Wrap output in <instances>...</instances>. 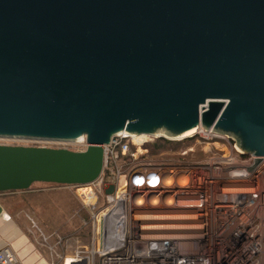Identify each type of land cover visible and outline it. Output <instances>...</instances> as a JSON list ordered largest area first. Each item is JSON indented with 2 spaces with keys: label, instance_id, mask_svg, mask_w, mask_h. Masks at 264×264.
<instances>
[{
  "label": "water",
  "instance_id": "1",
  "mask_svg": "<svg viewBox=\"0 0 264 264\" xmlns=\"http://www.w3.org/2000/svg\"><path fill=\"white\" fill-rule=\"evenodd\" d=\"M204 126L264 156V0H0V192L85 185L118 132Z\"/></svg>",
  "mask_w": 264,
  "mask_h": 264
},
{
  "label": "built area",
  "instance_id": "2",
  "mask_svg": "<svg viewBox=\"0 0 264 264\" xmlns=\"http://www.w3.org/2000/svg\"><path fill=\"white\" fill-rule=\"evenodd\" d=\"M196 137L225 141L222 146L227 143L231 150L212 151L206 142L212 152L203 160L180 158L184 149L179 148L172 149L176 157L143 160L147 144L156 139L193 144ZM32 142L78 151L89 145L86 137ZM192 144L182 155L194 149ZM102 146L99 178L91 184L66 185L80 187L79 199L90 206L91 245L75 254H58L60 264H264V156L244 153L233 136L202 125L191 134L173 136L122 131ZM147 214L189 215L160 220L188 228H143L147 223L140 217ZM18 263L12 247L0 249V264Z\"/></svg>",
  "mask_w": 264,
  "mask_h": 264
},
{
  "label": "rangeland",
  "instance_id": "3",
  "mask_svg": "<svg viewBox=\"0 0 264 264\" xmlns=\"http://www.w3.org/2000/svg\"><path fill=\"white\" fill-rule=\"evenodd\" d=\"M159 134H164V131H157ZM222 139V138H221ZM236 139V138H235ZM157 140V139H156ZM224 140V139H223ZM156 141H152L147 144L146 150L143 151V160L148 163H156L161 159H166L168 157H176L173 153L174 148L184 149L180 151V158L194 156V160H203L206 155L211 154L216 147L220 148L224 153H229L231 148L225 143L222 146L221 142H211L201 140L199 137L195 138V142L187 141L185 144L182 142H175L167 145L162 149H158L154 144ZM209 143L211 150L207 149L205 143ZM0 143L4 144H16V145H32V139L29 138H10V137H0ZM190 144L193 145L194 149L189 151L186 155H182L186 151ZM177 145V146H176ZM187 145V146H186ZM172 146V147H171ZM175 146V147H173ZM217 149V148H216ZM144 154V155H143ZM173 154V155H172ZM50 189H68L69 194L64 195L62 198L58 196H53L52 198L42 197L36 198L40 199V206H37L36 212L41 217L40 220H34V214L29 213L28 196L33 195V193L44 192V190ZM80 187H70L66 185H59L54 183L36 182L30 189L23 191H16L15 193L21 194L23 200L21 201L22 214L27 215L29 221L28 235L36 244L37 248L45 253L51 254L53 257L58 258V254L65 253L66 251L75 254L76 250L79 248L90 247L93 237V222L91 216L90 206H86L84 201L79 199L78 190ZM105 186H103V191ZM101 201L103 200V195L101 194ZM60 199H64L62 203H66V206H61ZM33 201V200H32ZM55 203V211L51 212L49 205ZM102 206H100L101 208ZM20 264V262L18 263Z\"/></svg>",
  "mask_w": 264,
  "mask_h": 264
},
{
  "label": "crops",
  "instance_id": "4",
  "mask_svg": "<svg viewBox=\"0 0 264 264\" xmlns=\"http://www.w3.org/2000/svg\"><path fill=\"white\" fill-rule=\"evenodd\" d=\"M68 189H50L44 192L33 193L28 196L29 210L34 214V220L38 221L41 217L37 214L36 208L40 206L39 203L42 197L52 198L58 196L62 198L69 194ZM21 194L15 192H0V249L9 245L17 253L20 264H60V257L55 258L51 254L41 251L28 235L29 221L27 215L22 214L23 207L21 201L23 200ZM40 198V199H36ZM33 200V201H32ZM61 206L65 207L66 203H62L64 199H60ZM55 203L49 205L51 212L55 211ZM57 207V206H56ZM67 255L71 254L65 252ZM58 256V255H57Z\"/></svg>",
  "mask_w": 264,
  "mask_h": 264
},
{
  "label": "bare ground",
  "instance_id": "5",
  "mask_svg": "<svg viewBox=\"0 0 264 264\" xmlns=\"http://www.w3.org/2000/svg\"><path fill=\"white\" fill-rule=\"evenodd\" d=\"M196 130V128L191 129L187 131L186 134H191ZM83 193L86 192V190L82 191ZM189 215H179V216H173V215H160V214H147L143 215L140 217L141 220H144L147 224L145 227L146 229H150L152 231L156 232H161L164 230H174V229H187L188 226L184 223H165V222H160V220H165V219H185L189 218Z\"/></svg>",
  "mask_w": 264,
  "mask_h": 264
},
{
  "label": "trees",
  "instance_id": "6",
  "mask_svg": "<svg viewBox=\"0 0 264 264\" xmlns=\"http://www.w3.org/2000/svg\"><path fill=\"white\" fill-rule=\"evenodd\" d=\"M171 143H175V142L164 139V138H159L156 140V142L154 144L157 146L158 149H162L164 147H167V145L170 146L169 144H171ZM173 147H175V146H173Z\"/></svg>",
  "mask_w": 264,
  "mask_h": 264
}]
</instances>
